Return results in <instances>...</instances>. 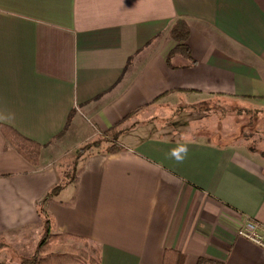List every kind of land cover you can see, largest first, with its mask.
Returning a JSON list of instances; mask_svg holds the SVG:
<instances>
[{
    "label": "crops",
    "instance_id": "0c3cea01",
    "mask_svg": "<svg viewBox=\"0 0 264 264\" xmlns=\"http://www.w3.org/2000/svg\"><path fill=\"white\" fill-rule=\"evenodd\" d=\"M177 18L195 63L177 52L171 68ZM209 96L264 103V0H0V122L45 145L34 167L0 133V264H20L43 235L57 136L111 127L123 148L86 155L46 199L54 231L97 244L100 264H163L167 249L185 264H264L236 234L249 220L264 228V157L198 133L141 134L165 108L179 116ZM180 146L182 163L170 155Z\"/></svg>",
    "mask_w": 264,
    "mask_h": 264
},
{
    "label": "trees",
    "instance_id": "16d2710c",
    "mask_svg": "<svg viewBox=\"0 0 264 264\" xmlns=\"http://www.w3.org/2000/svg\"><path fill=\"white\" fill-rule=\"evenodd\" d=\"M168 34L176 45L167 57V65L171 68L174 67L172 57L177 52L179 54H184L188 58L189 64H194L195 61L191 58L190 48L187 43L190 35V26L188 21L184 18L175 19L170 26ZM228 100L229 99L221 98L219 96H209L193 102L190 107L192 110L202 113L200 114V117L203 116L202 119L210 117L209 115L211 114L225 116L231 111L235 112L237 115L247 114L252 118L258 113H264L263 102L258 105H252L250 108H246L238 106L232 107L227 103ZM229 102H231V100H229ZM70 118L71 114L69 115L66 127L68 126ZM250 124L252 123L250 122ZM204 128L206 127L201 125L197 132ZM121 132V128L111 127L103 133L102 136H97L98 138L86 144L82 148H79L78 153L81 155H88L100 152L109 154L120 151L123 148V145H121L118 140V136ZM0 133L5 140V148L15 150L32 166H39L41 151L45 145L23 136L13 127L2 122H0ZM251 134V132L244 131L243 135L236 139L244 144L249 151L257 152L264 157V150H260L256 148V146L245 143ZM255 135L256 136L253 141H256V139H264V134L259 135L255 133ZM58 136H60V134ZM66 176L67 180H61L59 183L54 185L38 203L39 214L44 219V232L37 243L35 253L29 257L23 258L20 264H100V247L85 237L67 232L54 231V221L47 214L44 208L46 199L57 195L67 184L75 179V177L72 178V173H67ZM184 261V255L178 251L171 249L164 251L163 264H185ZM209 262H211V260L205 258H201L199 260V264H208Z\"/></svg>",
    "mask_w": 264,
    "mask_h": 264
},
{
    "label": "rangeland",
    "instance_id": "374dc122",
    "mask_svg": "<svg viewBox=\"0 0 264 264\" xmlns=\"http://www.w3.org/2000/svg\"><path fill=\"white\" fill-rule=\"evenodd\" d=\"M231 100V102H229ZM227 101L232 107H246L250 108L252 105H258L261 102L254 101H243L241 99H229ZM165 111V112H164ZM160 114L155 117V121L151 120L147 124H142L140 126H147L145 130L141 131V134L145 135H158L164 138H177L183 140L192 139V135L197 136L194 137V140L198 141H207L208 135L211 137L214 143L220 144H234L237 145L241 143L238 139L241 135H243L244 131L251 132V136L248 140L245 141L248 145L256 146V148L260 150H264V139L262 140H254L256 134L262 135L264 134V113H258L253 118L250 115L243 114L237 115L235 112L231 111L227 113V115L222 116L219 114H211L210 117L203 118L200 117L202 113L191 110L190 105L184 108V113L180 116H176L174 114L175 111L172 109L165 108ZM251 120V121H250ZM250 122L252 124H250ZM179 125L185 127L186 131L179 132ZM203 125L206 127L202 130H197ZM158 126L163 127L162 129H158ZM142 129V128H141ZM201 135V136H200ZM97 135H93L90 138L84 141H77L76 138H71L69 133H63L61 136L55 139V142L60 141V145L54 152V166L58 168V171L61 175V180H67V173H72V178L75 177L77 170L79 169L83 157L86 155H81L78 153L79 148H82L86 144L95 140ZM42 237V236H41ZM36 251V246L32 250L31 255H33ZM16 253V252H15ZM29 255V256H31ZM28 256V257H29ZM17 256H11L10 263L17 264L18 262ZM9 264V263H7Z\"/></svg>",
    "mask_w": 264,
    "mask_h": 264
},
{
    "label": "built area",
    "instance_id": "2783aa9c",
    "mask_svg": "<svg viewBox=\"0 0 264 264\" xmlns=\"http://www.w3.org/2000/svg\"><path fill=\"white\" fill-rule=\"evenodd\" d=\"M236 234L264 249V228L257 221L237 224Z\"/></svg>",
    "mask_w": 264,
    "mask_h": 264
},
{
    "label": "clouds",
    "instance_id": "9594fccd",
    "mask_svg": "<svg viewBox=\"0 0 264 264\" xmlns=\"http://www.w3.org/2000/svg\"><path fill=\"white\" fill-rule=\"evenodd\" d=\"M187 153L186 146H180L170 151L171 157H173L178 163H182Z\"/></svg>",
    "mask_w": 264,
    "mask_h": 264
}]
</instances>
